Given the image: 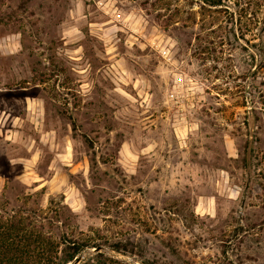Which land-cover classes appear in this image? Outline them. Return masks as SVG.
Segmentation results:
<instances>
[{
  "label": "rangeland",
  "instance_id": "374dc122",
  "mask_svg": "<svg viewBox=\"0 0 264 264\" xmlns=\"http://www.w3.org/2000/svg\"><path fill=\"white\" fill-rule=\"evenodd\" d=\"M0 1V198L79 264H264V0Z\"/></svg>",
  "mask_w": 264,
  "mask_h": 264
},
{
  "label": "trees",
  "instance_id": "16d2710c",
  "mask_svg": "<svg viewBox=\"0 0 264 264\" xmlns=\"http://www.w3.org/2000/svg\"><path fill=\"white\" fill-rule=\"evenodd\" d=\"M52 224L53 217L42 216L34 208L11 207L0 198V264H74L84 252L101 246L66 233L55 235ZM112 247L121 250L118 244ZM104 256L98 252L89 261Z\"/></svg>",
  "mask_w": 264,
  "mask_h": 264
},
{
  "label": "water",
  "instance_id": "95a60500",
  "mask_svg": "<svg viewBox=\"0 0 264 264\" xmlns=\"http://www.w3.org/2000/svg\"><path fill=\"white\" fill-rule=\"evenodd\" d=\"M102 250V248H95L94 251L95 252H100ZM83 257H78L75 261V264H79L82 261Z\"/></svg>",
  "mask_w": 264,
  "mask_h": 264
}]
</instances>
